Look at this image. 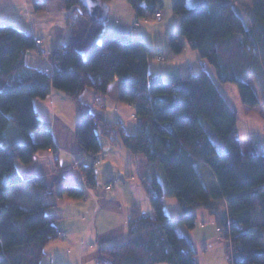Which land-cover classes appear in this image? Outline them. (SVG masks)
<instances>
[{
    "label": "trees",
    "instance_id": "obj_1",
    "mask_svg": "<svg viewBox=\"0 0 264 264\" xmlns=\"http://www.w3.org/2000/svg\"><path fill=\"white\" fill-rule=\"evenodd\" d=\"M108 1L100 0L101 7ZM213 1L218 10L204 1L188 7L186 0H173L180 21L178 29L166 33V55L134 37L97 40L108 14L91 15L83 0H60L70 32L49 52L47 67L31 64V53L40 48L30 32L0 23V264H41L45 246L59 234L46 200L61 178L48 185L41 176L23 178L16 168V163L30 165L43 152L55 153L51 130L33 106L34 99H46L52 89L77 105L74 129L83 153H100L102 136L158 164L165 177L163 187L148 172L140 176L151 210L135 207L126 223L127 238L99 247L96 264H199L188 236L198 224L199 208L219 217L215 226L229 241L232 264H264V153L243 152L239 135H234L238 112L208 70L166 81L148 69L152 57L163 59L189 47L213 68L218 82L236 86L243 105L259 104L248 77L259 82L264 76V0L252 3L247 20L232 4ZM127 2L138 18L154 16L163 7L162 0ZM46 6L45 1L32 3L35 12ZM116 79L118 100L132 106L137 118L133 132L123 121L107 119L103 111L80 101L87 88L94 90V99H102ZM33 133H40V139L35 141ZM80 169L85 185L95 189L93 164ZM21 184L39 190L42 198L31 207L10 203L9 190ZM166 194L177 200L175 219L164 212ZM57 195L81 199L84 191L64 183ZM257 210L263 216L260 223L253 222Z\"/></svg>",
    "mask_w": 264,
    "mask_h": 264
},
{
    "label": "crops",
    "instance_id": "obj_2",
    "mask_svg": "<svg viewBox=\"0 0 264 264\" xmlns=\"http://www.w3.org/2000/svg\"><path fill=\"white\" fill-rule=\"evenodd\" d=\"M35 1H45L47 4L46 10L35 12L32 9V3ZM113 1L109 0L103 5L104 8L101 7L100 9V13L108 14V20L110 15H118L112 10V8H115ZM125 1L128 3L127 0ZM132 11L126 12L125 10V17L119 21L116 20L117 23L110 24L107 20L109 23L105 22L97 40H100L102 36H105L104 38L120 36L122 34L120 27L123 28L125 36L131 37L130 33H127V21L132 19ZM176 21L178 22V20ZM0 23L14 24L18 28L30 32L36 39L41 40L40 53L32 52L30 56L31 64L37 67L49 65V61L45 64L42 60L46 54L48 58L52 48L62 42L70 32L64 21V11L60 0H0ZM176 29L177 27L175 29L173 27L167 29L166 32ZM191 61L193 62V59ZM191 61L190 63H192ZM197 65L199 66L194 71V67L188 64L187 72L184 74L177 67H168L164 71L167 76L165 80L173 81L180 76L189 74L188 68H190L193 75L197 74L202 68L206 69L204 62L200 60H197ZM260 66V69L264 71V63L262 65L260 63ZM149 72L151 71L149 70ZM154 74H159L164 79L163 72ZM248 81L251 82L249 77ZM119 90L120 83L116 79L109 86L107 92L100 95L103 100L101 107L95 102V92L90 88L91 96L89 101L84 103L93 104L103 111L107 119H111L107 116L111 115L108 106L111 107V100L113 104L117 102ZM71 100L65 93L56 89H52L46 99L37 98L33 100V106L39 117L45 122L46 127L51 130L56 150L55 153L51 151L41 153L33 163L27 166L16 163L17 171L23 178L41 176L48 185H52L55 180L61 178L55 186V194L47 197L46 200L51 204L47 211L57 217L55 226L59 234L57 238L50 240L45 246V256L41 259V264H86L89 260L87 261L88 258L85 259V257L89 254H91V264H96L99 247L118 244L127 238L126 223L135 207H139L144 211L151 210V203L143 189L140 176L148 172L159 179V176L162 175L159 166L147 162L142 154H137L138 161L133 163L132 159L127 158L129 155L132 157L128 149L120 144L113 146L102 136L100 137V153L96 155L83 153L79 147L74 129L79 119V111L76 104L75 106L69 104ZM126 106L132 108L128 104ZM119 115L122 114L114 108L115 119L124 122ZM135 119L136 127L138 122L136 117ZM251 147L245 150L241 145L243 152L254 150V145ZM81 164H93L97 181L95 189H90L85 185L81 175ZM127 173L131 174L132 178L123 180V183L116 184L111 189H105L107 181L114 178H124ZM64 183L81 187L84 191V197L81 199H74L67 195L59 197L57 193L62 189ZM99 183L102 185L103 193L99 192ZM20 187H24L26 195H33L30 204L27 203L26 206H32L38 197L42 198L39 190L27 186ZM171 199L178 206L177 200L174 197H171ZM164 202L165 199L163 207ZM220 209L225 211L223 202L220 203ZM262 217L257 210L253 216V222H262ZM215 220H219V217ZM188 236L198 254L199 250L206 252L210 245L220 246L216 244L218 240L215 238L214 232L193 234L189 231Z\"/></svg>",
    "mask_w": 264,
    "mask_h": 264
},
{
    "label": "rangeland",
    "instance_id": "obj_3",
    "mask_svg": "<svg viewBox=\"0 0 264 264\" xmlns=\"http://www.w3.org/2000/svg\"><path fill=\"white\" fill-rule=\"evenodd\" d=\"M162 1H163V7L160 9V12L163 18H161L162 20L160 19V21H157L154 18V16L150 15L149 13H145L144 17L138 18L132 6L129 3H126L125 0L113 1L115 8H112V10L114 11V13L118 15H110L109 20L108 19L107 20L110 22V24H114L116 20L119 21L125 17L124 15L125 10L126 12L127 11L129 12V10H133L132 19L127 21V31H128L127 33H130L131 37L146 42L150 46L153 52L159 51L162 52L164 55H166L168 51V41L166 38V33H167L166 31L167 29H171L173 27L174 29L176 27L178 29L179 28L178 22L180 21V18L177 15H175L172 9L173 0H162ZM201 1L207 3L211 10L213 11L218 10V6L216 2H214L213 0H186V5L188 7H193L198 3H200ZM219 1L228 2L232 4L233 7L239 12V14L244 18V20H247L246 11L255 0H219ZM176 20H178V22ZM110 27L112 26L110 25ZM120 28L122 31L121 35L125 36L126 34H123V28L122 27ZM168 31H173V30H168ZM104 37L102 36L100 40L104 39ZM40 43L41 40H39L38 46H40ZM46 58H47V54L45 58L42 60V62L45 64H47L48 63L47 61H49V54L47 60ZM158 59L159 58H156L155 56L149 59L148 68L151 72L154 73L163 72L165 75L164 80L167 79L166 73L164 71H166L168 67L171 66L177 67L180 69L181 73L184 74L185 72H187L186 68L188 64H191L192 67H194V71H196V67L199 66L197 65V60H199V55L197 51L192 50L189 47H186V50L179 54L164 56V58L161 60ZM192 59L193 62L191 61ZM190 61L192 63H190ZM203 62L208 72H210V74L213 76L223 97L227 99L229 104L233 106L238 112L239 117H238V126L236 132L239 135V139L241 141L240 143L242 147L246 150L249 149L252 145H254L253 147L254 150L264 153V76L262 77V79H260L261 81L259 82L257 80H254L253 76H249V79L255 85V90L259 98V104L254 108H250L241 103L239 95L237 93L236 86L234 84L232 83L223 84L218 82L214 75L213 68L206 61ZM260 63L262 65L264 61L260 60ZM188 69H189V73L191 74L190 68ZM89 91L90 88H87L85 90V92L80 98L81 102L84 103L85 101H89V97L91 96L90 94L91 91L90 92ZM100 100L98 101L97 99H95V102L102 107L103 100L102 99ZM69 104H71V106L72 105L75 106V102L73 100H71ZM110 104L111 107L108 106L109 108L108 111L109 113H111V115H107V116L111 119H115L114 116V108H115L116 111L122 114L119 116L124 120V124L126 126L127 131L133 132L135 129V120H136L134 117L135 115L134 109L126 106V104L121 102L120 100L119 101L117 100V102L114 104L111 100ZM93 109L95 111H102L101 109L97 108L94 105H93ZM32 137L35 141H37L40 137V133H33ZM131 155L132 157L129 155L127 158L132 159L133 163H137L138 160L136 156L138 155H135L133 153H131ZM96 159L97 158L95 157V160ZM161 174L162 175L159 176V181L162 183L163 187H166L165 177L162 171ZM81 175L84 180V175L82 171H81ZM130 175L131 174L127 173L125 175L126 177L124 176L125 179L124 178L121 179L126 180L132 178V176ZM20 186H25V185H18V187L14 186L9 190L7 195L8 196L7 200L10 203L19 202L23 206H26L30 204L33 195L31 194H29V196L26 195L27 193L26 192L24 193V189H23L24 187H20ZM164 189L167 192V189L166 188ZM99 192L103 193L101 183H99ZM164 199H165L164 207H163L164 212L169 216L170 219L177 218L179 208L176 205V203H173L171 197L167 194L164 196ZM173 200L174 202H176L175 199ZM27 207H31V206L29 205ZM196 213L199 223L196 225L194 229L190 231V233L198 234L201 232V233L209 234L210 232H214L215 238L218 240V243L216 244L221 246L220 247V246L210 245V247H208L206 252L199 250V254H198L199 264H232L230 246L226 247V243H229V241L225 238V236H222L220 231L217 230L215 226L216 224L215 217L204 208L197 209ZM202 227L204 228L202 229ZM118 231H120V229H118ZM226 257H228V259ZM90 258H91V254L85 257L87 261L89 260V262L86 264H91Z\"/></svg>",
    "mask_w": 264,
    "mask_h": 264
},
{
    "label": "built area",
    "instance_id": "obj_4",
    "mask_svg": "<svg viewBox=\"0 0 264 264\" xmlns=\"http://www.w3.org/2000/svg\"><path fill=\"white\" fill-rule=\"evenodd\" d=\"M154 18L157 20V21H160V19L162 18V14H161V12H156L155 13V15H154ZM39 43V40L37 39V44ZM158 58L159 59H161V57L160 56H158ZM98 101L100 100V98H96ZM101 101V100H100ZM236 132V130L234 131V135H238L237 134V132ZM121 183H123V179H121V178H114L113 179V181L112 182H109V183H107V184H105V189H111L114 185H116V184H121ZM218 231H220L221 232V234H222V229L219 227L218 229H217ZM227 259H228V257H226Z\"/></svg>",
    "mask_w": 264,
    "mask_h": 264
},
{
    "label": "water",
    "instance_id": "obj_5",
    "mask_svg": "<svg viewBox=\"0 0 264 264\" xmlns=\"http://www.w3.org/2000/svg\"><path fill=\"white\" fill-rule=\"evenodd\" d=\"M83 5L90 10L91 15H96L101 9L100 0H83Z\"/></svg>",
    "mask_w": 264,
    "mask_h": 264
}]
</instances>
